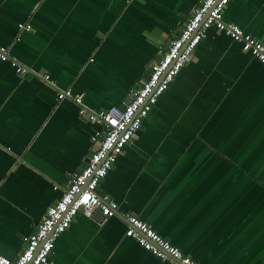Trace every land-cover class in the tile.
I'll list each match as a JSON object with an SVG mask.
<instances>
[{
  "label": "crops",
  "instance_id": "obj_1",
  "mask_svg": "<svg viewBox=\"0 0 264 264\" xmlns=\"http://www.w3.org/2000/svg\"><path fill=\"white\" fill-rule=\"evenodd\" d=\"M199 2L0 0V44L26 69L0 60L1 254L22 250L102 129L56 89L123 107ZM223 17L264 42V0ZM97 192L116 214L77 213L47 264H167L125 234L128 214L201 264H264V64L209 28Z\"/></svg>",
  "mask_w": 264,
  "mask_h": 264
},
{
  "label": "built area",
  "instance_id": "obj_2",
  "mask_svg": "<svg viewBox=\"0 0 264 264\" xmlns=\"http://www.w3.org/2000/svg\"><path fill=\"white\" fill-rule=\"evenodd\" d=\"M229 1L200 0L162 56L152 62L149 76L130 90V97L123 107L92 110L84 104L82 93L70 88L56 89L57 100H71L77 105L81 116L89 121L99 122L102 129L92 136L95 147L85 165L72 174L66 190L46 209L36 230L24 236L22 250L15 258L0 253V264H47L53 253L55 239L69 227L77 213L91 216L95 210H99L106 217L116 214L118 203L109 194H99L98 184L123 148L132 140L160 95L190 59L209 28L215 27L238 41L244 52L264 64V42L239 25L224 19L223 12ZM18 27L26 30L31 28L29 24L23 23L18 24ZM0 60L10 61L20 74L26 72L23 66L8 55L7 48L2 44ZM43 77L49 82V75ZM126 221L128 227L125 234L167 264H201L164 239L138 216L128 214Z\"/></svg>",
  "mask_w": 264,
  "mask_h": 264
},
{
  "label": "water",
  "instance_id": "obj_3",
  "mask_svg": "<svg viewBox=\"0 0 264 264\" xmlns=\"http://www.w3.org/2000/svg\"><path fill=\"white\" fill-rule=\"evenodd\" d=\"M97 212L98 214H101V212L99 210H95L94 213ZM102 215V214H101ZM102 217H106L104 215H102Z\"/></svg>",
  "mask_w": 264,
  "mask_h": 264
}]
</instances>
